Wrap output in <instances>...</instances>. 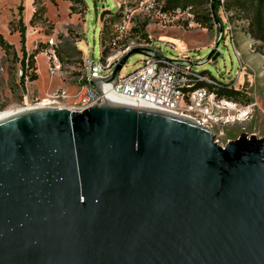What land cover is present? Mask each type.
Returning <instances> with one entry per match:
<instances>
[{"label":"water","instance_id":"95a60500","mask_svg":"<svg viewBox=\"0 0 264 264\" xmlns=\"http://www.w3.org/2000/svg\"><path fill=\"white\" fill-rule=\"evenodd\" d=\"M134 54L164 58L132 48L89 84H116ZM0 264H264V137L221 146L192 118L108 96L2 119Z\"/></svg>","mask_w":264,"mask_h":264},{"label":"rangeland","instance_id":"374dc122","mask_svg":"<svg viewBox=\"0 0 264 264\" xmlns=\"http://www.w3.org/2000/svg\"><path fill=\"white\" fill-rule=\"evenodd\" d=\"M130 2L136 7L137 0ZM159 2L162 5L163 0ZM41 7L45 8L43 17L30 23L34 13ZM204 7L210 10L208 5ZM193 8V17L195 13L202 12L201 7ZM117 11L121 12L115 0H84L83 3L0 0V35L13 46L12 51L21 60V28L26 32L24 49L27 54L41 50L34 64L38 79L31 82L27 77L22 85L20 60L15 61L12 54L5 53L0 47V113L21 112L25 97L34 103L62 90H66L69 95L66 104H70L81 87L78 78L83 53L93 62H99L102 56L101 39L109 41L114 26L120 22L121 15ZM226 12L225 15L221 9L217 11L220 24L202 28L195 20L190 25L186 17L161 25L159 20L136 9L123 43L124 46L133 47L148 41L157 42L163 56L172 60L181 57L180 51L185 50L191 63H202L193 65V70L222 83L234 82L237 90L245 92L249 100L239 106L244 111L239 120L216 130L215 139L221 146L242 133L264 137V47L260 41L249 36L247 19L233 16L232 11ZM145 23L147 25L143 29ZM230 35H233L240 58L235 53ZM220 37L214 55L207 60ZM167 43L175 44L177 49ZM54 56L59 63L58 69L53 65ZM144 59L145 56L141 54L130 56L120 74L126 76L139 69ZM30 72L31 68L28 74Z\"/></svg>","mask_w":264,"mask_h":264},{"label":"built area","instance_id":"2783aa9c","mask_svg":"<svg viewBox=\"0 0 264 264\" xmlns=\"http://www.w3.org/2000/svg\"><path fill=\"white\" fill-rule=\"evenodd\" d=\"M115 1L118 9L121 10L120 22L114 26V31L109 41H102L101 39L102 56L99 62H93L90 57L83 53L82 68L78 78L81 87L74 96V100L70 104H66V100L69 99L66 90L55 92L48 98L34 103H30L28 97H25L21 111L54 107L81 112L95 104H100L104 97L109 96L112 98H123L135 106L192 118L210 128L215 136L218 128L231 121L239 120V117L244 112L243 109H239L241 103L218 99L214 92H210L206 87L199 86L204 84L211 85L214 88L236 89L234 82L222 83L211 76L193 70L192 67L185 64L191 63L190 58L186 56L185 50L180 51L182 53L181 57L178 56L172 60L163 56L161 47L154 41L144 42L133 47L123 45L136 9H141L150 18L159 20L161 25L170 23L180 17H186L190 21V25H193L192 6L164 9L165 0H163L162 5L158 0H137L136 7L131 4L130 0ZM223 2L224 0H220L219 9L224 11L226 15L227 12ZM212 3L213 0H209L208 6L211 7ZM216 23L215 21L214 24ZM230 40L237 57L240 58V53L234 44L233 35H230ZM167 44L177 49L175 44ZM121 46L124 47L121 49ZM135 47L150 49L164 58L145 56L139 69L126 76L120 74L114 85L103 84L101 92L89 84L93 78L109 76L113 67L122 56ZM116 49L119 50L114 53ZM107 50L110 54L108 53V55L104 56V52ZM53 65L55 69L59 68L56 56L53 58Z\"/></svg>","mask_w":264,"mask_h":264},{"label":"trees","instance_id":"16d2710c","mask_svg":"<svg viewBox=\"0 0 264 264\" xmlns=\"http://www.w3.org/2000/svg\"><path fill=\"white\" fill-rule=\"evenodd\" d=\"M73 3H83L84 0H64ZM160 1V0H158ZM209 4V0H165L164 9H173L176 7L185 8L189 5L192 7H201V13H195L194 20L202 27L209 28L212 27L214 22L216 21L220 24V19L218 17L217 11L221 5L220 0H213V3L210 10L204 7ZM223 6L225 10L232 11L233 16H238L241 18H245L249 21L248 25V33L249 36L262 43L264 47V0H224ZM204 7V8H203ZM194 9V8H193ZM212 10V11H211ZM118 12V11H117ZM116 12V13H117ZM45 13V8L41 7L34 13L30 23H35L36 18L40 19L43 17ZM118 15H121V12H118ZM212 15V16H211ZM232 16V17H233ZM146 23L142 25L144 29L146 27ZM222 28V26H221ZM25 29L21 28L20 36L22 43V58H18L16 52L12 51L13 46L9 44L2 35H0V47L7 54H12L15 61L20 60L21 64V84H25V79L28 77L29 81H36L38 79V75L34 72L35 67V57L41 53V50H36L32 54L28 55L24 49L25 45ZM109 51L104 52V56L108 55ZM31 68L30 74H28V69ZM29 75V76H28ZM200 87H206L210 92H214L218 99H226L229 101L237 102V103H248V97L246 96L243 90L237 89H227L226 87L214 88L211 85L200 84Z\"/></svg>","mask_w":264,"mask_h":264},{"label":"bare ground","instance_id":"6f19581e","mask_svg":"<svg viewBox=\"0 0 264 264\" xmlns=\"http://www.w3.org/2000/svg\"><path fill=\"white\" fill-rule=\"evenodd\" d=\"M109 98L111 100H113V101H116V102H120V103H124V104H128V105H133L131 102L126 101L123 98H112V97H109ZM17 113H19V111L18 112H11V111L10 112H1L0 113V120L5 119V118H8V117H10V116H12L14 114H17Z\"/></svg>","mask_w":264,"mask_h":264}]
</instances>
